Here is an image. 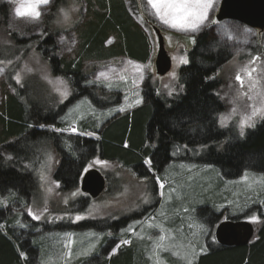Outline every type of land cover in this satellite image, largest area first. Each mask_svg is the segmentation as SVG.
<instances>
[{
	"label": "rangeland",
	"instance_id": "rangeland-1",
	"mask_svg": "<svg viewBox=\"0 0 264 264\" xmlns=\"http://www.w3.org/2000/svg\"><path fill=\"white\" fill-rule=\"evenodd\" d=\"M125 1L135 26L139 25L145 32L150 58L146 62L128 56L86 61L84 79L80 84H83L82 88H89L102 105L94 104L86 96L76 95L79 90L75 83L56 75L49 59L37 45L29 46L11 59L0 60V103L3 85L11 76L14 87L24 84L23 96L30 102L43 106L48 96V103L55 107L64 103V112L58 119L62 127L53 124L39 126L60 135L62 144L58 138L55 141L67 152L71 143H78L75 148L85 151L77 146L83 147L86 140H98L100 126L143 104L146 89L153 90L164 101L183 94L185 87L180 69L189 65L193 36L209 29L229 53L228 61L217 71L221 82L218 96L223 103L218 125L230 135L237 132L241 137L264 118V29L227 18L217 21L222 0H213L208 18L196 31L165 25L148 0ZM22 2L24 0H0V9L5 11L0 14V22L6 19V24L4 21L0 23V43L14 46L13 34L30 38L53 32L60 54L74 56L79 45L77 28L83 27L87 18L85 0H49L40 6L38 19L16 15L15 8ZM155 28L162 30L171 62L164 74H159L155 66L160 50ZM129 32L132 42H137L136 34ZM114 42L115 39L111 38L108 44ZM100 72L105 76L100 77ZM238 74L239 81L236 79ZM10 89L14 93V88ZM40 90L43 94L45 90L46 98L41 96ZM65 91L68 95H61ZM73 95L76 96L72 101ZM69 100L72 102L65 105ZM41 114L53 117L52 113ZM91 123L95 130L91 129ZM67 139L71 143L66 142ZM90 148L87 145V150ZM60 152L54 141L44 142L30 160L22 162L36 178L31 195L26 200L24 198L25 201L8 199L9 192L0 195V208L4 206L1 210L3 219L10 215L15 220L12 229L21 231L22 237L29 241V237L34 236L40 247L49 246L46 257L39 248L34 264H90L84 261L91 257H112L130 245L136 247L138 264H196L199 255L207 251V238L215 237L217 227L198 215L200 208L205 207L202 209L206 212L205 217H209L206 214L212 209L221 212L224 219L240 217L257 225V220L251 218L259 217L258 208L264 212V178L254 172L247 171L236 179L226 180L212 165L204 167L174 160L154 176L152 160L147 158L144 168L148 175L142 176L123 167L119 161L104 159L97 150L82 169L78 183L67 185L58 177L62 164ZM0 153L8 161L13 159V155L5 150ZM89 169H97L105 179L104 190L96 198L81 189V177ZM70 177L73 178V173ZM5 197L9 202L3 199ZM35 216L40 218L35 219ZM77 216L82 218L77 220ZM104 221L111 227H80L81 223L98 225ZM115 222L118 227L112 228Z\"/></svg>",
	"mask_w": 264,
	"mask_h": 264
},
{
	"label": "trees",
	"instance_id": "trees-1",
	"mask_svg": "<svg viewBox=\"0 0 264 264\" xmlns=\"http://www.w3.org/2000/svg\"><path fill=\"white\" fill-rule=\"evenodd\" d=\"M85 3L87 18L83 21L84 26L77 28L79 45L74 56L60 54L56 33L47 32L42 36L30 38L13 34L14 46L0 43V60L11 59L19 52L23 53L29 46L37 45L49 59L53 72L75 83L76 89L79 90L76 95L86 96L91 102L99 105L101 103L90 93V89L82 88L83 84H80L84 79V63L117 56H128L136 61L146 62L150 58V47L144 30L139 25L135 26L125 0H85ZM55 6L57 8L58 1ZM3 11L4 9H0V14ZM1 21L6 24V19ZM129 30L136 34L137 42H132ZM111 38H114L115 42L108 44ZM192 41L194 44L189 52V65L180 69L185 92L175 99L164 101L153 90L146 89L143 104L100 126L98 140H86L83 147L77 146L85 148V151L75 148L78 143L74 145L67 139L66 142L71 143L67 152L55 141L58 138L62 144L60 135L50 132L47 127L43 129L39 126L53 124L62 127L63 124L59 123L58 119L64 112V103L55 107L48 103L47 96V102L43 101L44 105L38 106L23 96L24 84L14 87L15 82L12 76L9 77L8 83L3 85V100L0 103V150L11 153L13 159L8 161L7 157L0 153V195L9 192L8 199L18 201L24 198L26 200L31 195L36 178L22 162L30 160L33 152L42 143L50 141H54L55 147L61 151L62 164L58 177L67 185L78 183L82 169L97 150L104 159L119 161L123 167L142 176L148 175L144 161L149 158L152 160L154 176L171 161L181 160L204 167L212 165L226 180L236 179L247 171L264 178V118L241 137L237 132H231L230 135L228 130L218 125L223 103L218 96L221 82L217 71L228 61V49L220 45L209 29L193 36ZM11 73L12 71L9 75ZM10 87L14 88V93ZM40 94L46 98L45 90L44 94L40 90ZM76 95L71 97L72 101ZM70 101H65V105ZM41 112L44 115L52 113L53 117H43ZM89 125L93 126L92 123ZM91 129L95 130V127ZM87 145L91 146L89 150ZM72 173L73 178L69 179ZM3 207L0 208V264H34L39 248L46 257L49 246L40 247L34 236L29 237V241L22 237L21 231H14L12 224L15 220L10 215L3 219ZM203 208L205 207L199 209L198 215L204 217L210 225L229 218L240 220V217L233 216L224 219L221 212L211 208L206 214L209 217H205ZM257 213L258 225L254 223L255 232L249 244L238 247L223 246L216 237H209L206 241L207 251L199 255L196 264H264V212L258 208ZM100 223L95 225L85 222L81 223L80 227H111L106 221L104 224ZM116 226L118 227V222L113 223L112 228ZM135 249L134 245L126 246L112 257H91L84 262L138 264L136 259L138 260L139 256Z\"/></svg>",
	"mask_w": 264,
	"mask_h": 264
},
{
	"label": "water",
	"instance_id": "water-1",
	"mask_svg": "<svg viewBox=\"0 0 264 264\" xmlns=\"http://www.w3.org/2000/svg\"><path fill=\"white\" fill-rule=\"evenodd\" d=\"M236 19L253 27L264 29V0H222L217 20ZM157 70L164 74L170 67V59L164 47V37L159 34ZM105 179L97 169L88 170L81 179V189L90 197L96 198L104 190ZM255 232L252 223L228 219L218 224L215 237L219 244L229 247L249 244Z\"/></svg>",
	"mask_w": 264,
	"mask_h": 264
},
{
	"label": "snow or ice",
	"instance_id": "snow-or-ice-1",
	"mask_svg": "<svg viewBox=\"0 0 264 264\" xmlns=\"http://www.w3.org/2000/svg\"><path fill=\"white\" fill-rule=\"evenodd\" d=\"M13 2H15V0H13ZM47 3H49V0H24V2L20 3L15 8V13L18 17L29 16L33 19H38L41 15L39 11L40 6ZM148 3L156 9L157 15L165 25L170 24L174 28L180 27L181 29L192 31H196L200 28L208 18L209 10L213 7V0H148ZM65 19H67L66 14ZM99 76L103 77L105 73L100 72ZM16 79L17 82H19V76H17ZM236 79L238 81L241 80L239 74ZM61 83H63V81H61ZM89 83H91V81ZM61 95L67 96L68 93L65 91L62 92ZM255 114L256 113H253V115ZM72 131L75 132L76 129L73 128ZM34 218L39 219L40 217L35 216ZM81 218L80 216L76 217L77 220ZM251 219L255 221L258 218L253 216ZM161 239H163V237H161ZM123 243H127V241Z\"/></svg>",
	"mask_w": 264,
	"mask_h": 264
},
{
	"label": "flooded vegetation",
	"instance_id": "flooded-vegetation-1",
	"mask_svg": "<svg viewBox=\"0 0 264 264\" xmlns=\"http://www.w3.org/2000/svg\"><path fill=\"white\" fill-rule=\"evenodd\" d=\"M155 32H156V35H157V39H158V46L160 45L159 44V40H160V36H159V34H161V35H163L162 34V30H159V29H157V28H155ZM164 40V39H163ZM160 48V47H159ZM166 49V48H165ZM158 59L159 58H156V60H155V66H156V69H157V63H158Z\"/></svg>",
	"mask_w": 264,
	"mask_h": 264
}]
</instances>
